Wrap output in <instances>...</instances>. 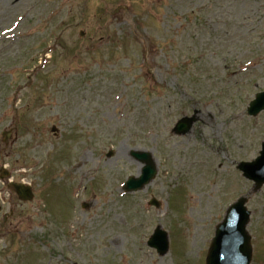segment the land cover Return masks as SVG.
<instances>
[{
  "label": "rangeland",
  "instance_id": "1",
  "mask_svg": "<svg viewBox=\"0 0 264 264\" xmlns=\"http://www.w3.org/2000/svg\"><path fill=\"white\" fill-rule=\"evenodd\" d=\"M262 91L264 0H0V168L35 191L21 203L0 180V220L15 211L0 264H206L241 196L264 264V186L237 168L262 149L264 112L247 114ZM132 149L158 174L125 193ZM158 226L165 255L148 246Z\"/></svg>",
  "mask_w": 264,
  "mask_h": 264
},
{
  "label": "water",
  "instance_id": "2",
  "mask_svg": "<svg viewBox=\"0 0 264 264\" xmlns=\"http://www.w3.org/2000/svg\"><path fill=\"white\" fill-rule=\"evenodd\" d=\"M264 110V92L256 96V99L250 104L248 113L252 116L258 115ZM192 125L191 119L181 120L176 131L186 133ZM5 138L9 134H4ZM112 155V154H110ZM131 155L138 162L145 166L142 175L139 178H130L125 186L127 191H138L149 184L157 173L156 165L152 155L147 152L133 150ZM238 168L244 173V176L255 182L256 189L264 185V144L261 156L251 163H241ZM12 190L22 200L33 198L30 187L21 184L10 185ZM246 198H241L233 204L224 219L216 229V236L213 239L207 264H250L252 259L251 237L247 232V224L250 219V212L245 204ZM149 246L154 247L160 254H165L168 250V239L166 233L157 229L154 236L149 240Z\"/></svg>",
  "mask_w": 264,
  "mask_h": 264
}]
</instances>
